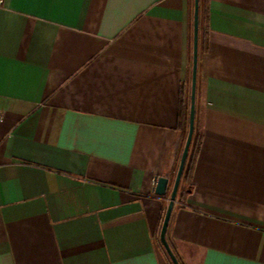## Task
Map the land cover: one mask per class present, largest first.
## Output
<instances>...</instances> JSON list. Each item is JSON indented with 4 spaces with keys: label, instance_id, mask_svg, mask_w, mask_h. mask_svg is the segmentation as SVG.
Listing matches in <instances>:
<instances>
[{
    "label": "crops",
    "instance_id": "obj_1",
    "mask_svg": "<svg viewBox=\"0 0 264 264\" xmlns=\"http://www.w3.org/2000/svg\"><path fill=\"white\" fill-rule=\"evenodd\" d=\"M202 4L200 141L166 237L180 264H264V0ZM192 14L193 0L3 1L0 264H171L159 231Z\"/></svg>",
    "mask_w": 264,
    "mask_h": 264
},
{
    "label": "water",
    "instance_id": "obj_2",
    "mask_svg": "<svg viewBox=\"0 0 264 264\" xmlns=\"http://www.w3.org/2000/svg\"><path fill=\"white\" fill-rule=\"evenodd\" d=\"M198 33H199V0H193L192 14V58H191V80L189 93V111H188V126L184 145L179 157L177 170L169 191L168 202L162 219L159 242L169 258L171 264H180L172 248L169 245L166 234L169 225V220L176 202L179 191L183 170L186 164L190 145L193 138L195 128V106H196V87H197V71H198ZM155 186L153 193L158 197H164L168 193L169 178L164 176L155 177Z\"/></svg>",
    "mask_w": 264,
    "mask_h": 264
},
{
    "label": "trees",
    "instance_id": "obj_3",
    "mask_svg": "<svg viewBox=\"0 0 264 264\" xmlns=\"http://www.w3.org/2000/svg\"><path fill=\"white\" fill-rule=\"evenodd\" d=\"M201 4H202V0H199V20L201 19ZM188 97L186 98V100L182 101L181 104V112H180V122H179V127L181 128L182 131V142H181V150L183 148L184 145V141L186 138V134H187V126H188V111H189V104H188ZM199 141H200V135L198 132V128L196 126L195 123V128H194V133H193V138H192V142L190 145V149H189V153L187 156V160H186V164L183 170V174H182V178H181V183H180V187L179 190L181 191V195L183 194V188L184 185L186 183H189L190 177H191V172L193 169V163H194V159L198 150V146H199ZM181 154V153H178ZM179 157L177 158V161L179 162ZM178 166V165H177ZM177 170V169H176ZM176 173V172H175ZM166 255V253H165ZM167 257V255H166ZM167 259L169 260V258L167 257ZM170 262V260H169Z\"/></svg>",
    "mask_w": 264,
    "mask_h": 264
},
{
    "label": "built area",
    "instance_id": "obj_4",
    "mask_svg": "<svg viewBox=\"0 0 264 264\" xmlns=\"http://www.w3.org/2000/svg\"><path fill=\"white\" fill-rule=\"evenodd\" d=\"M3 1L4 0H0V6L3 4ZM0 119H2V113H1V111H0Z\"/></svg>",
    "mask_w": 264,
    "mask_h": 264
},
{
    "label": "rangeland",
    "instance_id": "obj_5",
    "mask_svg": "<svg viewBox=\"0 0 264 264\" xmlns=\"http://www.w3.org/2000/svg\"><path fill=\"white\" fill-rule=\"evenodd\" d=\"M202 11H203V4H202ZM204 20V17H203V12H202V14H201V21H203Z\"/></svg>",
    "mask_w": 264,
    "mask_h": 264
}]
</instances>
